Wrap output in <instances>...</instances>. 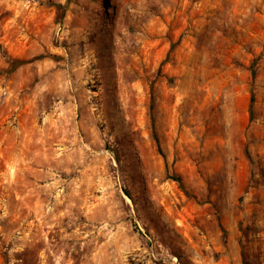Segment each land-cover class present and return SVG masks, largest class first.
Segmentation results:
<instances>
[{
	"label": "rangeland",
	"instance_id": "374dc122",
	"mask_svg": "<svg viewBox=\"0 0 264 264\" xmlns=\"http://www.w3.org/2000/svg\"><path fill=\"white\" fill-rule=\"evenodd\" d=\"M0 264H264V0H0Z\"/></svg>",
	"mask_w": 264,
	"mask_h": 264
},
{
	"label": "trees",
	"instance_id": "16d2710c",
	"mask_svg": "<svg viewBox=\"0 0 264 264\" xmlns=\"http://www.w3.org/2000/svg\"><path fill=\"white\" fill-rule=\"evenodd\" d=\"M27 62H29V61L28 60H22V59H10L8 71L14 70L18 66L23 65Z\"/></svg>",
	"mask_w": 264,
	"mask_h": 264
}]
</instances>
